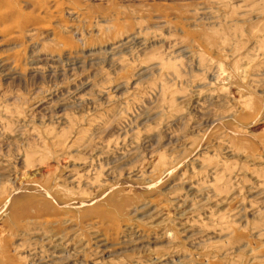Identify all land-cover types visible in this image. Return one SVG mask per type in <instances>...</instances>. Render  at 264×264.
Returning a JSON list of instances; mask_svg holds the SVG:
<instances>
[{
  "label": "rangeland",
  "instance_id": "1",
  "mask_svg": "<svg viewBox=\"0 0 264 264\" xmlns=\"http://www.w3.org/2000/svg\"><path fill=\"white\" fill-rule=\"evenodd\" d=\"M0 264H264V0H0Z\"/></svg>",
  "mask_w": 264,
  "mask_h": 264
}]
</instances>
